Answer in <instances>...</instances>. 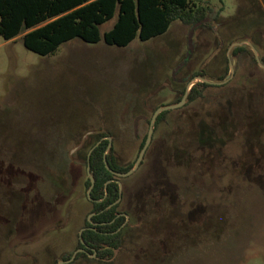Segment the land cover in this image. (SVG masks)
Masks as SVG:
<instances>
[{
    "label": "rangeland",
    "instance_id": "374dc122",
    "mask_svg": "<svg viewBox=\"0 0 264 264\" xmlns=\"http://www.w3.org/2000/svg\"><path fill=\"white\" fill-rule=\"evenodd\" d=\"M194 1L212 6V18L223 10L213 30L175 21L148 41L117 47L73 39L47 56L26 49L20 37H0V264H57L72 252L90 209L85 144L107 133L127 165L157 106L177 103L198 71L218 78L231 43L260 34L255 19L264 0ZM115 21L102 25V34ZM260 39L263 53V33ZM230 58L235 73L227 87L208 88L203 99L172 110L145 163L122 182L135 193L145 186L152 191L162 174L169 189L157 194L169 198L178 187L175 223L164 219L157 229L154 218L147 224L133 217L130 225L145 238L131 241L128 231L112 264H136L127 260L139 248L138 264H264V72L249 54ZM215 104L223 110L211 122ZM56 163L65 169L70 197L57 214L42 216L46 200L56 196L49 184L51 176L60 177ZM21 193L30 201L22 224L9 232L13 219L2 214L17 218ZM163 201L168 217L172 209ZM144 203L136 199L137 206ZM75 264L99 263L82 258Z\"/></svg>",
    "mask_w": 264,
    "mask_h": 264
},
{
    "label": "trees",
    "instance_id": "16d2710c",
    "mask_svg": "<svg viewBox=\"0 0 264 264\" xmlns=\"http://www.w3.org/2000/svg\"><path fill=\"white\" fill-rule=\"evenodd\" d=\"M260 10L262 11H256L257 17L255 21L259 27H263L256 30V32L260 34L256 35V38H252L251 41L259 50L261 61L264 64V52H261L262 47L260 44L262 41L260 39L261 33L264 35V9L262 8ZM222 11V9L218 11L212 18L211 16L215 13L213 7L210 5H199L194 0H0V37L5 41H12L20 37L26 49L41 56L55 54L62 44L73 39H80L90 44L103 41L110 46L126 47L135 39L144 42L165 34L175 21H180L194 31L204 27L213 30L214 27L212 22L213 20H218ZM115 17L116 21L112 28L102 34L101 26L113 20ZM245 53L252 56L254 64L258 67L253 53L248 46H237L231 51V55L234 58ZM225 62V71L218 78L208 75L203 70L194 73L193 76L198 75L203 78L222 81L229 73L227 57L225 58ZM261 71L264 72V70ZM256 82H258L257 79L253 80L251 85H256ZM227 85L228 84L213 86L206 83H198L192 88L188 96L187 106L203 99L204 92L208 88H226ZM252 88V86H249L247 90L251 91ZM184 91L185 89L182 93H184ZM211 110L212 114H209L211 119L207 118L208 114L202 117L211 121L212 118L221 114L223 107H218L215 104ZM169 113L170 112H164L158 117L156 131L162 122L165 121ZM150 121L151 118L148 119V125ZM105 136H107L106 133H99L93 142L85 144L86 140L84 141L83 145L85 144V149H87V152L84 153V164L86 168L88 166L89 151ZM71 137L73 136L70 135L63 140L69 141ZM146 138L147 134L141 140L138 155L145 144ZM108 143L109 141L107 139L102 140L90 156V167L95 179V185L90 196H88L87 192L91 186V180L87 175L84 182V196L88 205H90V209L81 227L85 228L82 234L84 244L81 242L78 235L75 246V249L85 248L86 252L78 253L74 262L84 258L90 261V263L93 261L99 264H111L110 261L103 262L102 260L104 259L107 261L112 259L115 255V251L121 248L125 243L126 233L131 231L129 226L126 228L123 227L126 222V216L122 215V213H130L127 210L130 207H132L131 209L135 210V212L141 211L136 205V199L134 200L132 197L135 192L125 187L122 201L117 205L111 206L119 198L120 187L116 181H112L107 187L105 184L109 180L115 179L124 183L128 177H117L106 168L104 153L108 147ZM148 152L149 149L141 166L145 163ZM138 155L133 161L129 162L127 165H123L116 157L115 146L113 145L111 151L107 155V162L112 170L126 173L133 168ZM51 157L54 161L56 160V154H54L53 151ZM56 166L57 170L61 171L60 177L54 178L51 176L50 179L52 180L50 183L48 182L51 189L55 190L56 196L53 200H46L47 204L42 216L44 214L46 216L48 211L52 212V214H57L61 205L70 197L69 187L64 183L65 169L61 164L59 165L56 163ZM144 190V188H141L138 191L139 193H143ZM26 192L25 190V193ZM26 194H22V196H20L21 199L15 204V209L18 210V216L20 218L19 221L18 216L16 218L2 214L3 217L7 216L13 219L12 221L10 220L9 232L13 231L15 233V228L22 224L25 205H28L30 201H27L28 198ZM139 197L142 196L138 195L137 198ZM140 211L136 216L137 218L141 216L143 219L146 217L148 220L151 218L156 220L157 215H155L156 212L152 207L146 212L140 213ZM91 214L94 215L91 217L90 222L89 216ZM152 214L153 216H151ZM148 220H146V222ZM137 232H135V234H137ZM94 253H96L98 259H90L89 254L93 255ZM72 255L73 251L63 256L62 260L70 259Z\"/></svg>",
    "mask_w": 264,
    "mask_h": 264
},
{
    "label": "flooded vegetation",
    "instance_id": "af4514ba",
    "mask_svg": "<svg viewBox=\"0 0 264 264\" xmlns=\"http://www.w3.org/2000/svg\"><path fill=\"white\" fill-rule=\"evenodd\" d=\"M233 43H235V42H233ZM233 43H231V46H232V44ZM230 46V47H231ZM230 47H229V49H230ZM229 49H228V52H229ZM234 49V48H233ZM232 51V50H231ZM228 52H227V59H228V67H229V72L230 73H228V75L227 76H229V75H231V70H230V59L231 58H229V56H228ZM253 53V52H252ZM230 54H231V52H230ZM253 56H254V54H253ZM255 58V57H254ZM232 60V59H231ZM256 60V59H255ZM257 62V61H256ZM258 64V63H257ZM259 66V65H258ZM260 67V66H259ZM261 68V67H260ZM261 69H263V68H261ZM264 70V69H263ZM235 73V72H234ZM226 76V77H227ZM234 76V75H233ZM195 77H201V76H193L192 77V79L189 81V83L195 78ZM226 77H225V79H226ZM233 78V77H232ZM231 78V79H232ZM224 79V80H225ZM230 79V80H231ZM211 80H213V81H215L214 79H211ZM224 80H222V81H224ZM229 80V81H230ZM217 82H222V81H219V80H216ZM229 81L228 82H226V83H224V84H221V85H215V84H209V85H213V86H222V85H226V84H228L229 83ZM189 83H188V85H189ZM198 83H202V82H198ZM198 83H196L195 85H193L192 86V88L194 87V86H196ZM207 84V83H206ZM188 85L184 88L185 89V91H184V93H182L183 94V96L178 100V102L177 103H175V104H178V103H180L182 100H183V98H184V95H185V93H186V90H187V87H188ZM192 88H191V90H192ZM183 89V90H184ZM191 90H190V92H191ZM190 94V93H189ZM189 96V95H188ZM188 96H187V99H188ZM187 99H186V102L185 103H187ZM175 104H172V105H175ZM183 106V105H182ZM181 106V107H182ZM160 107H163V106H160ZM159 108V106H157L156 107V109L154 110V112H153V114L155 113V111L157 110ZM178 108H180V107H178ZM178 108H175V109H178ZM175 109H171V110H167V111H164V112H172V110H175ZM164 112H162V113H164ZM161 113V114H162ZM153 114H152V117H153ZM160 114V115H161ZM159 115V116H160ZM158 116V117H159ZM152 117H151V119H152ZM158 119V118H157ZM150 123H151V121H150ZM156 123H157V120H156ZM149 128H150V124H149ZM148 132H149V129H148ZM155 132H156V124H155V128H154V133H153V137H152V141H151V144L149 145V147H148V149H150L151 148V145H152V143H153V138H154V136H155ZM106 135L107 136H105L104 138H102L100 141L102 142V140H104V139H107V137H111L112 138V147H113V145H114V142H113V136H111V135H109V134H107L106 133ZM147 136H148V133H147ZM147 139V138H146ZM108 140V139H107ZM99 141V142H100ZM109 141V140H108ZM100 142V143H101ZM145 143H146V141H145ZM108 145H109V143H108ZM145 145V144H144ZM96 146V145H95ZM144 147V146H143ZM112 149V148H111ZM143 149V148H142ZM141 149V150H142ZM148 149H147V151H148ZM107 150V149H106ZM111 151V150H110ZM147 151H146V153H147ZM90 152V151H89ZM141 152V151H140ZM146 153H145V156H144V158H143V160H142V162L144 161V159H145V157H146ZM89 154V153H88ZM140 154V153H139ZM138 157H139V155H138ZM138 157H137V159H138ZM137 159H136V161H137ZM142 162H141V164H142ZM136 163V162H135ZM141 164H140V166H141ZM158 164V163H157ZM135 165V164H134ZM140 166H139V168H140ZM134 167V166H133ZM166 168L167 169V167H165L163 164H162V168ZM138 168V169H139ZM137 169V170H138ZM136 170V171H137ZM135 171V172H136ZM116 172V171H115ZM134 172V173H135ZM120 173V172H119ZM133 173V174H134ZM166 173V175H168L167 174V172H165ZM113 174V173H112ZM132 174V175H133ZM88 175V174H87ZM159 175V176H158ZM157 175V179L156 180H158L159 179V182H158V184H161V185H158V186H156V187H150V188H152V191H149V189L147 190V186H145V187H143L145 190L144 191H147V193H151L152 192V194H150L151 196H149L148 195V198L146 197V196H144V195H141L142 197H144V199H145V203H144V205H142V206H138L140 209H141V211H140V213L141 212H146V211H148V209H150L151 207L154 209V211L156 212L155 213V215H157L156 216V220H155V223H156V227L155 228H157L158 229V227H160V225L163 223V220L164 219H169L170 220V222H174L175 223V219H176V212L174 211V209H178V207L177 206H175V204H176V201H177V197H178V193H177V189H178V187H176V186H174L176 189H175V191H171V195H169V198H167V194H164V193H162V195H160V194H157V192H156V190L157 191H160V192H164V190L165 189H169V188H166V186L165 185H163V179H164V177L162 176V174H158ZM116 176V175H115ZM131 176V175H130ZM130 176H128V177H130ZM117 177H119V176H117ZM120 178H123V177H120ZM124 178H127V177H124ZM109 181H116L117 183H118V181H120V180H118V179H115V180H109ZM110 182V183H111ZM121 182V181H120ZM122 183V182H121ZM122 186H123V183H122ZM149 186V185H148ZM120 187V186H119ZM158 187V188H157ZM149 188V187H148ZM154 188H156V189H154ZM159 189V190H158ZM123 190H124V186H123ZM123 190H122V194H121V199H120V201L118 202V203H120L121 201H122V195H123ZM134 195H132V197H133V199L135 200V199H137V196H138V194L137 193H133ZM145 194V193H144ZM119 198H120V191H119ZM119 198H118V200H119ZM162 199L164 200V199H166L167 201H168V203H169V206L171 207V209H172V212H171V214L169 213V210L168 209H166L167 210V212H168V217H164V213H163V208H162V206H163V203H164V206H166V204H165V202L163 201V202H161V204H160V201H162ZM117 200V201H118ZM117 201L115 202V203H113L111 206H114V205H117L118 203H117ZM110 206V207H111ZM167 207V206H166ZM169 207V208H170ZM132 207H130V208H128L127 210L130 212V213H127V212H123L122 213V215H125L126 216V222L124 223V225H123V227L124 228H126L127 226H129L130 227V230H131V232L129 233V235L131 236V241L133 240V239H136V236H139L138 238H140L139 240H141V239H144L145 238V236L144 235H141V237H140V235H137V234H135V232H137L138 231V233H141V229L139 228V229H137V231H134V229L135 228H133V226H131L130 225V219H132L133 217H136L138 214H139V211H137V212H135V210H133V209H131ZM143 209V210H142ZM92 216L94 215V214H91ZM91 216V217H92ZM140 216V215H139ZM151 216H153V214L151 215ZM139 221L140 220H148V219H146V217H145V219H143V218H141V216L140 217H138L137 218ZM90 222H91V219L89 220ZM147 224H148V221H147ZM82 229H84L85 230V228L83 227V228H81L80 229V231L82 230ZM80 231H79V233H80ZM84 232V231H83ZM78 233V235H79V238H80V240H81V242L84 244V242L82 241V237H80V234ZM83 234V233H82ZM127 234V233H126ZM166 239H167V237H166ZM138 240V241H139ZM162 242V241H161ZM124 245H125V243L123 244V246L121 247V248H119V249H117L116 251H115V255H114V257L112 258V259H110V260H102L103 262H109L110 261V263L111 262H113L114 260H115V258H116V253H117V251H120L123 247H124ZM139 245V244H138ZM134 246V245H133ZM133 246H131V250H133L134 248H133ZM79 249H82L83 251H80V252H78V253H81V252H86V249L85 248H78V249H74L73 250V254L75 253V251H77V250H79ZM140 250V248L138 249V251ZM138 251H136L135 252V255L133 256V257H130L127 261H134V263L136 262V264H138L137 263V261H139L140 260V257L142 256V254L141 253H138ZM78 255V254H77ZM77 255H76V257H77ZM73 256V255H72ZM76 257H75V259H76ZM89 257H90V259H95V258H97L96 257V253H94L93 255H90L89 254ZM75 259L73 260V261H71L70 263H64V264H75L76 262H74L75 261ZM98 259V258H97ZM67 260H69V259H67ZM66 259H64V260H60V261H67ZM81 260V259H80ZM80 260H78V261H80ZM86 260V259H85ZM100 260V259H99ZM59 261V262H60ZM77 261V262H78ZM87 262H89L88 260H86ZM58 262V263H59ZM57 263V264H58ZM112 264V263H111Z\"/></svg>",
    "mask_w": 264,
    "mask_h": 264
},
{
    "label": "water",
    "instance_id": "95a60500",
    "mask_svg": "<svg viewBox=\"0 0 264 264\" xmlns=\"http://www.w3.org/2000/svg\"><path fill=\"white\" fill-rule=\"evenodd\" d=\"M242 45H246V46H248V47L251 49V51L253 52L254 57H255V59H256L258 65H259L261 68L264 69V64H263V62L261 61V55H260V52H259V50L255 47V45L253 44V42H252L251 40H246V39H244V40L236 41L235 43H233L232 46H231L230 49H229V52H228V56H229V58H230V52H231V50H232L233 48L237 47V46H242ZM234 65H235V62H234L233 60L230 59V70H231V75L227 76L226 79H225L224 81H222V82L213 81V80H211V79H209V78L195 77V78L189 83V85H188V87H187V90H186V93H185V95H184V98H183V100H182L180 103L175 104V105H169V106L159 107V108L155 111V113L153 114V117H152V119H151L150 128H149L148 136H147V139H146V143H145L143 149L141 150V152H140V154H139V157H138V159H137V161H136L134 167H133L132 169H130L128 172H126V173L115 172L114 170H112V169L109 167L108 162H107V155L109 154V152H110V150H111V148H112V138H111V137H107V139L109 140V145H108V147H107V150H106L105 153H104V161H105L106 168H107L111 173H113L114 175L119 176V177H123V178H124V177H128V176L132 175V174H133V173L139 168V166H140V164H141V162H142V160H143V158H144V156H145V153H146V151H147L149 145L151 144L152 137H153V133H154V128H155V124H156V120H157L158 116H159L162 112H164V111L171 110V109H175V108L181 107L183 104H185L186 99H187V96L189 95L192 86L195 85V84L198 83V82L207 83V84H215V85H221V84H224V83L228 82V81L233 77V75H234V72H235V70H234ZM100 142H101V141H100ZM100 142H98V143L96 144V146L93 147V148L90 150L89 154H88L87 174H88V177H89L90 180H91V186H90V188L88 189V192H87V193H88V196H90L91 191H92V189H93V187H94V185H95V179H94V177H93V175H92L91 167H90V156H91L93 150H94V149L100 144ZM110 182H111V181H108V182L105 184V186L107 187V185H108ZM118 184H119V186H120V198H119V200L117 201V203H118V202L120 201V199H121V194H122V190H123L122 183H121L120 181H118ZM106 194H107V193H106ZM91 216H92V215L89 216V220L91 219ZM83 231H84V229H82V230L80 231V233H79V234H80V237H82V233H83ZM82 241H83V240H82ZM80 251H83V250H82V249H79V250L75 251V253L73 254V256H72L69 260H67V261H60L58 264L70 263L71 261H73V260L75 259L76 255H77L78 252H80Z\"/></svg>",
    "mask_w": 264,
    "mask_h": 264
}]
</instances>
